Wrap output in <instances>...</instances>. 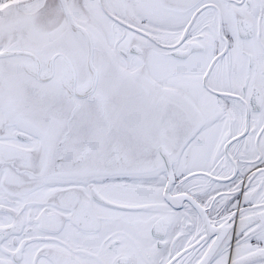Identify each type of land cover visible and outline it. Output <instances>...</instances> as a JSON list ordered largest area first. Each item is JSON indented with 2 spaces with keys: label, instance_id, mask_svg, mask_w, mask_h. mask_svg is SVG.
<instances>
[{
  "label": "snow or ice",
  "instance_id": "obj_1",
  "mask_svg": "<svg viewBox=\"0 0 264 264\" xmlns=\"http://www.w3.org/2000/svg\"><path fill=\"white\" fill-rule=\"evenodd\" d=\"M0 264H264V0H0Z\"/></svg>",
  "mask_w": 264,
  "mask_h": 264
}]
</instances>
